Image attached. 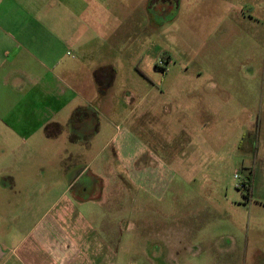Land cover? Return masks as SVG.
I'll return each mask as SVG.
<instances>
[{"label": "rangeland", "instance_id": "rangeland-1", "mask_svg": "<svg viewBox=\"0 0 264 264\" xmlns=\"http://www.w3.org/2000/svg\"><path fill=\"white\" fill-rule=\"evenodd\" d=\"M118 3L124 5L119 14L125 25L114 43ZM87 5L81 20H92L93 28L81 27L79 37L88 30V41L78 45L122 56L112 91L118 111L76 121V113L64 110L61 135L53 136L52 124L37 133L46 113L27 104L33 100L28 92L0 86L3 210L37 215L52 209L63 217L65 211L83 212L94 228L79 220L87 228L82 237L103 240V228H110L102 259L108 254L151 264L148 249L160 250L167 239L173 245L171 264H264V0H87ZM94 60L84 58L78 67ZM133 60L143 74L131 68ZM217 97L222 107L213 104ZM122 140L124 155L115 150ZM36 148L64 151L43 154ZM102 161L118 163L101 169ZM86 164L82 186L88 190L75 187L71 194L90 202L79 205L70 195L52 203L38 198L48 189L63 193L65 175ZM132 173L145 174L152 185L133 184ZM17 193L23 198L14 197L10 209L7 197ZM71 234L79 242L80 234Z\"/></svg>", "mask_w": 264, "mask_h": 264}, {"label": "crops", "instance_id": "crops-1", "mask_svg": "<svg viewBox=\"0 0 264 264\" xmlns=\"http://www.w3.org/2000/svg\"><path fill=\"white\" fill-rule=\"evenodd\" d=\"M79 3L84 4L83 9L79 8ZM109 7V4H105L107 20ZM113 7V23L115 25L117 22L118 27L110 34V41L115 43L120 40L117 34L123 32L120 27H124L125 19L124 15L120 18L119 14L124 5L118 3ZM88 9L87 0H73L70 5L61 0H0V86L11 90L12 93L19 90L25 95L28 92L29 98L32 97L33 100L27 101V104L33 103L37 114L46 113L43 126H38L35 130L37 133L43 132L52 124L56 132L53 136L61 135L63 122L59 115L64 110H67V115L73 116L76 113V121L82 117L88 119L91 115L103 118L107 113L118 111L119 98L113 95L112 91L119 80V60L122 56L119 52L111 53L103 49L88 51L78 45V42L88 41V30L79 37L81 27L93 28V25H90L92 20H83L85 24L81 20L87 16ZM93 56L96 61L92 64L87 67L81 64L78 67L84 62L82 59L88 60ZM105 56L111 58L105 61ZM130 66L143 74L135 60L131 61ZM124 100L126 97L123 103ZM213 104L222 107V98H215ZM84 107L87 110L77 111ZM95 127L96 125L93 130L98 133L101 127L99 124L97 130ZM50 133L51 131L48 135ZM73 133L74 137L71 138L76 143L79 139L77 140ZM124 143L122 140L115 148L120 155H124ZM35 150L43 154L49 153L48 151H64L62 148ZM66 151L68 153V150ZM104 163L102 161L101 169L107 168L112 162ZM114 163L117 164L118 161L112 165ZM88 167L87 164L80 168L76 166L70 170V175H65L66 187L63 193L48 189L39 194L38 198L52 203L70 195L79 205L90 202V198L71 194L75 187H80V193L87 192L88 188L82 184ZM132 175L133 184L138 181L143 187L152 185L151 179H147L145 174ZM57 177L58 184H62V175L58 174ZM14 183L15 186L19 180ZM14 186L11 189L13 193ZM16 191L20 192L19 189ZM14 197L18 202L23 198L19 193L7 197L10 209ZM25 198L27 200L29 197ZM2 205L0 200V264H131L126 259L120 260L119 257L109 258L108 254L101 258V250L110 247V228H103V240L99 237H95L96 240L92 237H82V232L87 228L79 227V220H89V229L94 228L83 212L65 211L63 217L62 212L53 213L52 209L37 215L34 211L26 209L13 214L12 210H3ZM11 225H15L16 229ZM115 232L118 235V228ZM71 233L80 234L79 242ZM172 248V243L167 239L161 243V252L154 246L149 249L147 247L150 250V263H157L159 259L164 264H171L173 257L168 252Z\"/></svg>", "mask_w": 264, "mask_h": 264}]
</instances>
